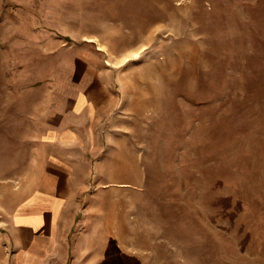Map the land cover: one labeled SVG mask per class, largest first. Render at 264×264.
Listing matches in <instances>:
<instances>
[{"label": "rangeland", "instance_id": "1", "mask_svg": "<svg viewBox=\"0 0 264 264\" xmlns=\"http://www.w3.org/2000/svg\"><path fill=\"white\" fill-rule=\"evenodd\" d=\"M79 70L117 84L105 233L145 264H264V0H0V264L47 82Z\"/></svg>", "mask_w": 264, "mask_h": 264}, {"label": "crops", "instance_id": "2", "mask_svg": "<svg viewBox=\"0 0 264 264\" xmlns=\"http://www.w3.org/2000/svg\"><path fill=\"white\" fill-rule=\"evenodd\" d=\"M84 47L101 53L90 42ZM76 73L72 81L47 82L52 96L39 108L35 148L43 165L35 187L5 211L6 264H145L105 233V183L116 177L105 171L114 164L105 162V145L97 138L117 104V84L107 74Z\"/></svg>", "mask_w": 264, "mask_h": 264}]
</instances>
